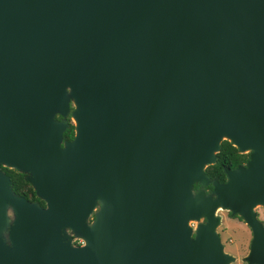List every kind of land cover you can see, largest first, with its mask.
<instances>
[{"label": "water", "instance_id": "water-1", "mask_svg": "<svg viewBox=\"0 0 264 264\" xmlns=\"http://www.w3.org/2000/svg\"><path fill=\"white\" fill-rule=\"evenodd\" d=\"M257 206L264 0H0V264H231L220 209L264 264Z\"/></svg>", "mask_w": 264, "mask_h": 264}, {"label": "trees", "instance_id": "trees-1", "mask_svg": "<svg viewBox=\"0 0 264 264\" xmlns=\"http://www.w3.org/2000/svg\"><path fill=\"white\" fill-rule=\"evenodd\" d=\"M58 118V115H56ZM69 121V117H67ZM73 136V124L69 122V126L63 132L64 139H70ZM247 153H240L227 140L220 142V148L216 153V160L205 167L204 172L210 179L217 178L219 181H224L225 175L223 169L225 167L234 168L236 165L246 161ZM2 170L9 176L12 189L15 193L24 196L26 199L32 201L37 200L39 204L44 205V202L39 199L31 187L30 183L24 179V174L15 169L1 167ZM195 186V185H194ZM209 185L208 187H210Z\"/></svg>", "mask_w": 264, "mask_h": 264}, {"label": "rangeland", "instance_id": "rangeland-1", "mask_svg": "<svg viewBox=\"0 0 264 264\" xmlns=\"http://www.w3.org/2000/svg\"><path fill=\"white\" fill-rule=\"evenodd\" d=\"M256 211L264 223V206H257ZM217 214L220 216V223L216 231L224 250L236 256V260L231 264H245L239 258L247 252L251 237L250 228L239 217L230 215L227 210L220 209Z\"/></svg>", "mask_w": 264, "mask_h": 264}, {"label": "flooded vegetation", "instance_id": "flooded-vegetation-1", "mask_svg": "<svg viewBox=\"0 0 264 264\" xmlns=\"http://www.w3.org/2000/svg\"><path fill=\"white\" fill-rule=\"evenodd\" d=\"M67 117H69V116H67ZM58 118H60L59 115H58ZM69 122H71V121H69ZM244 162H245V161H244ZM244 162H242V163H240V164H243ZM238 165H239V164H238ZM236 166H237V165H236ZM1 169H2V168H1ZM224 180H225V178H224ZM194 185H195V186H194ZM194 185H193V188H194V189H196V188L199 187L198 184H194ZM209 185H210V184H209ZM209 185H208V186H209ZM208 186L205 187L206 192H208V191L211 189V186H210V187H208ZM233 216H234V217H238L237 215H233ZM257 216H259V215H258V212H257ZM239 218H240V217H239ZM240 219H241V218H240ZM258 219L261 220V218H259V217H258ZM241 220H242V219H241ZM242 221H243V220H242ZM261 221H262V220H261ZM262 222H263V221H262ZM263 224H264V223H263ZM74 242H76V241H74Z\"/></svg>", "mask_w": 264, "mask_h": 264}]
</instances>
